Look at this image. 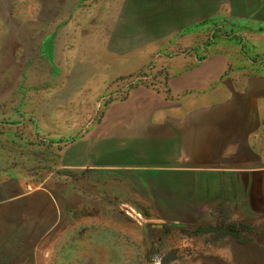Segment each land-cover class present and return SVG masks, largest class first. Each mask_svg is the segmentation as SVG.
Wrapping results in <instances>:
<instances>
[{
    "label": "rangeland",
    "instance_id": "374dc122",
    "mask_svg": "<svg viewBox=\"0 0 264 264\" xmlns=\"http://www.w3.org/2000/svg\"><path fill=\"white\" fill-rule=\"evenodd\" d=\"M261 44L264 0H0V196H35L27 264H264V183L234 179L255 161L237 129L201 116L163 152L126 102L219 54L231 118L253 114L242 78L258 74L239 67L263 69Z\"/></svg>",
    "mask_w": 264,
    "mask_h": 264
},
{
    "label": "crops",
    "instance_id": "0c3cea01",
    "mask_svg": "<svg viewBox=\"0 0 264 264\" xmlns=\"http://www.w3.org/2000/svg\"><path fill=\"white\" fill-rule=\"evenodd\" d=\"M261 49H264V46ZM262 68L257 70L250 65L239 67V69H249L251 73L258 74L252 78H242L247 79L243 81L246 85L241 88L244 105L254 107L256 111L253 114H243L239 119L231 118L230 110L233 109V104L229 101L228 83H233L234 80H229L232 79L231 76L225 75L227 59L219 54L205 64L174 67L168 83V94L140 89L129 95L126 102L135 109L140 107L141 114L138 119L142 123V128L149 133L150 138H156L163 152L175 151L170 147L181 146L184 137H189L191 132L192 137H195L196 130L202 127V124H199L201 116L205 118V115H209L208 120L205 119L208 121V124H205L206 128L211 131H220L227 137H231L236 128L238 136L243 137L246 152L254 154L255 161L252 164L245 163L232 167L234 179L262 184L264 183V157L262 159L256 156L264 152V113L262 112L264 76H261L262 72L264 73V67ZM213 85H217L216 90H212ZM215 93L220 98L219 105L226 112L219 120H213L212 111L206 114L208 109L206 107L214 105ZM98 168L116 167L98 166ZM162 169L164 171L175 169V167L163 166ZM1 188L0 264H27L28 260H37V210L20 208L22 201L23 204L30 205L31 199L35 196L31 193L21 195L19 187L16 190L9 189L10 192L5 195L4 188ZM255 200L260 198L256 197ZM248 204L252 209H256L252 200Z\"/></svg>",
    "mask_w": 264,
    "mask_h": 264
},
{
    "label": "trees",
    "instance_id": "16d2710c",
    "mask_svg": "<svg viewBox=\"0 0 264 264\" xmlns=\"http://www.w3.org/2000/svg\"><path fill=\"white\" fill-rule=\"evenodd\" d=\"M228 232H230V233H233V231H232V230H230V231H227V233H228Z\"/></svg>",
    "mask_w": 264,
    "mask_h": 264
}]
</instances>
